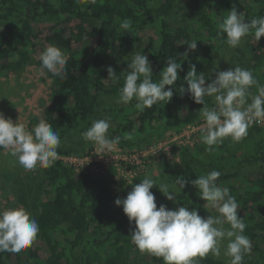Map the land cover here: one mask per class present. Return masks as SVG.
<instances>
[{
  "label": "trees",
  "instance_id": "16d2710c",
  "mask_svg": "<svg viewBox=\"0 0 264 264\" xmlns=\"http://www.w3.org/2000/svg\"><path fill=\"white\" fill-rule=\"evenodd\" d=\"M237 1L244 4L239 17L234 0H0V71L29 64L33 25L49 23L45 39L72 48L61 64L56 56L35 61L51 79L47 113L28 121L35 137L68 153L58 141L90 124L105 91L122 101L102 119L101 129L110 135L141 139L165 129L180 132L200 118L198 97L210 81L200 74L199 39L191 38L187 26L209 45L225 41L239 26L253 53L245 88L264 107V0ZM180 8L187 10L182 21L174 19ZM148 28L156 31L155 46L138 34ZM133 44L143 46L141 63L108 88L102 77L106 59ZM236 126H213L202 138V152L182 145L178 153L194 189L179 203L196 213L236 214L229 263L203 253L194 218L168 225L145 202L143 194L154 187L146 173H136L116 193L118 215L111 210L117 200L105 176L53 159L39 173L31 226L13 218L0 225V264H264V131ZM217 199L220 208L212 204Z\"/></svg>",
  "mask_w": 264,
  "mask_h": 264
},
{
  "label": "rangeland",
  "instance_id": "374dc122",
  "mask_svg": "<svg viewBox=\"0 0 264 264\" xmlns=\"http://www.w3.org/2000/svg\"><path fill=\"white\" fill-rule=\"evenodd\" d=\"M232 5L233 13L239 17L244 4L234 0ZM185 11V8L178 9L174 19H185ZM49 28V23L33 25L29 64L21 69L0 71V225L4 220L13 218L21 226H31L35 216L33 197L41 192L40 170L53 158L81 157L95 147L99 155L106 151L104 155L112 156L113 161L118 163V170L111 164L107 167L89 166L99 169L96 174L107 178L116 200V193L133 175L146 173L154 187L151 192L143 194L145 202L154 204L168 225L194 218L203 235V253L229 263V248L237 235L236 214L196 213L191 205L179 203L181 197L192 194L194 189L191 174L180 168L178 153L182 145L201 149L203 136L209 135L213 126L238 125L236 127L241 128L244 124L246 128L264 131V107H260L257 97L245 88V71L253 63V53L239 26L234 27L233 35L225 41L212 45L201 39L194 28L187 26L191 38L195 41L199 39L202 56L198 58L203 69L200 74L210 79L209 84H202L203 92L198 97L200 118L195 124L185 125L180 132L165 129L141 139L110 135L107 130L101 129L102 119L109 110L119 107L122 101L117 93L105 91L100 93L90 124L72 129L58 141V146L68 148L66 154L57 153L53 148L55 144L35 137L28 128L29 119L35 115L43 116L50 105L51 79L35 65V61L44 59L47 62L51 56H56L61 64L72 48L70 45L68 49H60L48 42L45 36ZM138 34L142 39L150 40L152 45L157 44L154 29L148 28ZM142 53L143 46L133 44L119 47L114 55L108 57L102 76L107 87L116 83L124 71L140 62ZM49 68L55 70L56 66ZM123 156L126 161L120 159ZM65 163L69 164L68 161ZM255 170L246 168L244 171ZM21 196L24 197L23 202ZM212 204L220 208V199L212 201ZM121 205L117 200L111 210L119 215ZM177 239L185 242L182 232L177 233Z\"/></svg>",
  "mask_w": 264,
  "mask_h": 264
},
{
  "label": "built area",
  "instance_id": "2783aa9c",
  "mask_svg": "<svg viewBox=\"0 0 264 264\" xmlns=\"http://www.w3.org/2000/svg\"><path fill=\"white\" fill-rule=\"evenodd\" d=\"M191 125V124H189ZM137 150H133L132 152H135ZM90 152V153H89ZM86 153V155H82L81 157L76 156H61L59 158H53V159H60L62 162L66 165L71 166L75 171L77 172H91L93 174L97 173V170L89 166H108V164H111L114 166L117 170L119 169L118 163L114 162V158L110 155H104V153L99 155V152L97 151V148L91 147L90 151ZM131 152V153H132ZM52 159V160H53ZM121 160L126 161V157H120ZM65 161H68L69 164L65 163ZM51 163V161H50ZM49 163V164H50ZM121 167V165H120ZM97 175V174H96Z\"/></svg>",
  "mask_w": 264,
  "mask_h": 264
}]
</instances>
